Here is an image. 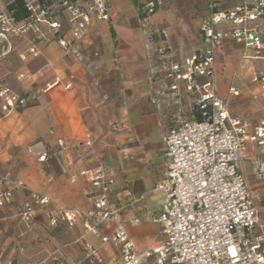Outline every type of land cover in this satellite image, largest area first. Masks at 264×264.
<instances>
[{"label": "crops", "instance_id": "1", "mask_svg": "<svg viewBox=\"0 0 264 264\" xmlns=\"http://www.w3.org/2000/svg\"><path fill=\"white\" fill-rule=\"evenodd\" d=\"M14 1L0 0V10ZM159 1L155 13L143 21L131 0H109L111 21L93 20L86 37L76 44L80 56L66 52L52 35L37 42L38 57L29 53L34 35L0 38V81L34 103L9 115L0 111V179L9 180L0 184V194L22 183L26 191H15L17 204L30 190L61 205L88 210L93 187L78 173L102 162L115 179L110 201L123 210L126 229L140 251L160 241L159 226L130 221L164 204L165 194L156 187L164 181L170 160L165 135L178 117L194 119L198 97L186 90L185 81L169 77L164 66L184 65L205 48L200 27L209 14H203L194 31L187 25L172 30L166 28L170 20L161 15L169 0ZM60 20L67 28V16L62 14ZM216 71L218 94L229 113L242 119L252 134L264 122L259 81L264 60L243 44L227 40ZM174 84L179 99L170 89ZM88 136L91 146L86 145ZM44 151L48 158L40 163L38 155ZM258 155L256 145L248 142L240 171L264 225V180L257 179L251 163ZM261 158L264 162V155ZM129 194L143 199L133 201ZM263 232L264 228L257 230ZM82 233L81 223L54 227L44 212L25 222L13 206L0 207V262L81 264L83 252L76 240ZM89 240L100 245L96 238ZM102 252L107 259L119 255L110 244Z\"/></svg>", "mask_w": 264, "mask_h": 264}, {"label": "built area", "instance_id": "2", "mask_svg": "<svg viewBox=\"0 0 264 264\" xmlns=\"http://www.w3.org/2000/svg\"><path fill=\"white\" fill-rule=\"evenodd\" d=\"M23 1L29 12L24 22L16 21L7 9L0 10V38L23 39L34 35L29 49L34 57L40 55L37 42L46 35L57 37L62 49L80 56L76 44L86 37L93 20L111 21L109 0ZM232 1L238 4L225 9L224 3ZM159 5V0L144 1L142 13L146 16L142 20L150 19ZM208 12L200 27L205 48L184 65L164 66L169 77L185 81L186 90L198 95L194 110H200L201 120L196 119L193 111V120L178 117L168 129L165 142L170 160L164 181L156 187L164 192L166 200L159 209L146 210L142 217L130 221L132 225L142 221L156 223L160 238L157 244L138 250L126 229L123 210L110 201L115 179L102 162L78 173L93 187L92 207L88 210L61 205L30 190L17 204L15 191H26L22 183L12 184L0 194V207L13 206L25 222L44 212L54 227L72 228L81 223L83 233L76 240L83 252L81 264H264V232L257 233L264 225L240 171L251 142L259 151L251 161L254 173L258 180H264L261 158L264 122L249 134L247 124L229 113L225 100L216 90L217 57L227 40L243 44L264 60V0H209ZM62 14L67 16V28L60 20ZM200 78L206 82L199 83ZM259 81L260 97L264 98V75ZM66 87L70 88L71 84ZM170 89L179 99V87L174 84ZM230 92L238 95L235 89ZM30 102L28 96L14 92L0 81V111L4 115L23 110ZM91 144L88 136L86 145ZM60 145L63 147L62 142ZM47 158V151L38 155L40 163H45ZM6 182L8 177L0 179V184ZM129 195L133 201L138 199ZM89 237L98 239L100 245L95 246ZM109 244L119 251L112 259L102 252V247Z\"/></svg>", "mask_w": 264, "mask_h": 264}, {"label": "rangeland", "instance_id": "3", "mask_svg": "<svg viewBox=\"0 0 264 264\" xmlns=\"http://www.w3.org/2000/svg\"><path fill=\"white\" fill-rule=\"evenodd\" d=\"M207 4L208 0H169L161 10V15H164L166 17V21L167 18L170 20L167 23L169 25H167L166 28H170L173 30L176 27L187 25L188 30L192 29L191 31H194V29L196 28V24L200 22L203 14H206L208 11ZM235 4H238V2H227L224 3L223 6L225 9H229ZM157 27H160V25H158Z\"/></svg>", "mask_w": 264, "mask_h": 264}, {"label": "trees", "instance_id": "4", "mask_svg": "<svg viewBox=\"0 0 264 264\" xmlns=\"http://www.w3.org/2000/svg\"><path fill=\"white\" fill-rule=\"evenodd\" d=\"M132 4L137 7L140 11V18H144L146 15L142 13L143 2L146 0H131ZM7 11L15 18L18 22H24L29 18V12L25 7V3L23 0H15L11 4L7 6ZM24 96H28L24 94ZM34 105V103L30 102L29 106ZM194 114L197 120H201V112L198 108H195Z\"/></svg>", "mask_w": 264, "mask_h": 264}]
</instances>
